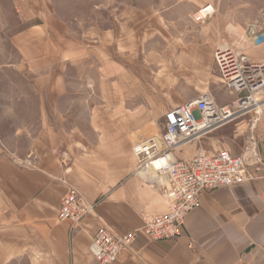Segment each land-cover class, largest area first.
Returning <instances> with one entry per match:
<instances>
[{"label":"crops","instance_id":"obj_1","mask_svg":"<svg viewBox=\"0 0 264 264\" xmlns=\"http://www.w3.org/2000/svg\"><path fill=\"white\" fill-rule=\"evenodd\" d=\"M106 1L110 14L76 22V32L52 0H13L21 28L9 39L10 54L0 34V86L12 78L28 86L30 93L9 99L36 102L47 151L31 159L0 151V264H96L89 248L102 225L125 235L165 214L167 184L139 168L133 148L161 137L173 108L203 95L219 106L235 101L224 97L230 92L214 63L220 46L264 62V43L253 45L264 35V0ZM210 5L215 14L195 22ZM75 102L82 123L65 127L55 118L75 114ZM263 121L264 110L243 121L251 135L241 152L230 147L226 125L175 157L188 162L207 150L240 156L252 138L264 155ZM70 186L96 204L79 226L58 220ZM200 202L178 239L139 234L116 264H264V173L204 191Z\"/></svg>","mask_w":264,"mask_h":264},{"label":"built area","instance_id":"obj_2","mask_svg":"<svg viewBox=\"0 0 264 264\" xmlns=\"http://www.w3.org/2000/svg\"><path fill=\"white\" fill-rule=\"evenodd\" d=\"M215 14L213 6H206L194 16L203 22ZM264 35L253 43L260 46ZM214 63L222 85L236 97L228 106H219L210 95L171 109L165 117L164 133L137 144L133 153L142 171L151 169L163 178L162 186L169 201L168 211L147 218L140 230L125 235L116 234L102 225L92 238L90 253L96 264H116L120 255L129 250L139 234L155 242L178 239L188 216L201 205L204 191L243 184L259 173H264V155L255 140L240 156L223 150L215 154L199 152L185 162L175 152L193 142L200 141L214 131L264 110V62L256 63L230 46H220L214 53ZM96 204L91 203L79 190L70 186L58 212L59 221L79 226L92 215Z\"/></svg>","mask_w":264,"mask_h":264},{"label":"rangeland","instance_id":"obj_3","mask_svg":"<svg viewBox=\"0 0 264 264\" xmlns=\"http://www.w3.org/2000/svg\"><path fill=\"white\" fill-rule=\"evenodd\" d=\"M52 4L60 18L68 23L76 24V22H82V20H84L88 25L93 23V21L98 19L100 20L104 16H108L110 14V7H112V4H109L106 0H52ZM96 7L101 9L96 11ZM80 25L81 24H76L74 31L80 32L82 29ZM20 28L21 22L14 10L13 0H0V34L2 35V38L4 37L3 44L8 54L13 53L9 39ZM11 81L13 84H9ZM29 91L30 89L27 85H25L24 81L18 78H12L8 80V84H6V86H0L1 154H5L13 158L18 157L31 159V157H35L36 154L42 155L47 151L46 142L40 144V139L44 134L41 132L40 117L36 115V102H26L23 99L20 101L9 99V96H14L16 92L30 93ZM84 91L90 90L82 88V92ZM224 97L228 99L231 97L235 98L236 96L230 93L225 94ZM64 104L65 103L61 102L59 106L61 109H59V112L64 111L62 108L66 107ZM74 105L76 106L74 108L75 114L71 115V117L55 118L64 124L65 127L72 126L75 123H82V116H79V113L81 112L78 107L79 104L75 102ZM245 119L246 118L238 119L223 128V130L227 131L231 136V139L229 140L231 145L230 147L239 152H241L242 149L248 145L247 138L251 135L246 122H243ZM213 134L215 133L213 132ZM213 134H209L208 137H204L205 139L202 138L201 141L193 142L184 147L187 148L194 145L196 146L200 142L206 141L207 138L212 137ZM261 134L262 133H260V135ZM203 145L205 148L208 147L207 144ZM179 150L180 149L177 151ZM207 152L208 154L210 153L209 150H207ZM216 152L217 151L214 153Z\"/></svg>","mask_w":264,"mask_h":264},{"label":"bare ground","instance_id":"obj_4","mask_svg":"<svg viewBox=\"0 0 264 264\" xmlns=\"http://www.w3.org/2000/svg\"><path fill=\"white\" fill-rule=\"evenodd\" d=\"M156 177V176H155Z\"/></svg>","mask_w":264,"mask_h":264}]
</instances>
